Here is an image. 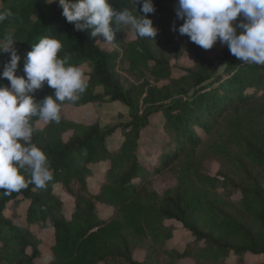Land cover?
<instances>
[{
  "label": "trees",
  "instance_id": "16d2710c",
  "mask_svg": "<svg viewBox=\"0 0 264 264\" xmlns=\"http://www.w3.org/2000/svg\"><path fill=\"white\" fill-rule=\"evenodd\" d=\"M109 2L114 10L144 15L132 0ZM153 3L148 18L158 29L152 40L158 55L138 37L122 54L108 53L89 31L66 21L58 0H10L0 7L13 12L0 23V38L14 34L19 67L32 45L48 36L61 41L60 57L68 55L87 78L79 100L63 102L61 111L109 101L122 103L129 115L127 123L104 128L68 121L62 113L59 123L32 118V142L45 151L52 180L10 195L0 189V264H39L43 231L52 241L42 264H250L247 257L264 264V127L255 126L264 118V65L239 61L226 45L209 57L173 30L183 23L177 0ZM182 52L195 59L192 67H174ZM9 60L10 53H0V69ZM118 61L151 83H126L115 71ZM215 61L225 62L221 74L215 75ZM175 68L183 74L175 77ZM53 94L45 83L35 98ZM156 113L165 118L163 136L149 161L140 141ZM118 134L120 144H112ZM99 164L107 167L93 190L88 179ZM171 182L157 192L156 185ZM103 206L110 213L102 217ZM175 224L189 234L182 250L168 245Z\"/></svg>",
  "mask_w": 264,
  "mask_h": 264
},
{
  "label": "clouds",
  "instance_id": "9594fccd",
  "mask_svg": "<svg viewBox=\"0 0 264 264\" xmlns=\"http://www.w3.org/2000/svg\"><path fill=\"white\" fill-rule=\"evenodd\" d=\"M132 2L135 8L142 6L144 15H134L128 8L114 10L109 0H58L66 21L77 31H89L97 43L113 44L112 23L117 30L129 27L138 38L154 39L158 29L148 18L156 11L153 0ZM175 13L183 23L173 30L201 48L209 50L219 42L239 61L264 65V0H177ZM12 16L11 9L0 10V23ZM16 41L12 32L0 38V53H10L0 69V81L9 82L0 83V189L4 195L29 184L42 188L52 180L45 151L32 142V118L59 123L61 104L77 102L87 88L81 69L69 63L68 55L60 57L62 43L54 37L45 36L32 45L24 58V75L17 76L21 57ZM45 83L54 94L37 101L35 93Z\"/></svg>",
  "mask_w": 264,
  "mask_h": 264
},
{
  "label": "rangeland",
  "instance_id": "374dc122",
  "mask_svg": "<svg viewBox=\"0 0 264 264\" xmlns=\"http://www.w3.org/2000/svg\"><path fill=\"white\" fill-rule=\"evenodd\" d=\"M10 0H0V7L6 4H9ZM110 27L113 28L115 32V38L113 41V44H105L101 43L103 47L107 50L108 53L114 54V52H119L122 54L123 52V45H127V43L131 40L136 39V35L132 32V30L129 27H122L120 30H117V26L112 23L110 24ZM99 40L103 41V37H98ZM153 38H147V42L152 46L153 45ZM162 43H160L161 45ZM162 46V45H161ZM222 49V44L216 43L212 49L207 50V54L210 57H213L218 54V52ZM151 51L153 54L158 55V50L155 49L154 46L151 47ZM163 53L168 55H171L170 51L162 48L161 50ZM178 61H174L173 63L176 65L174 67H192L195 64V59L190 56V54H187L186 52H182L180 56L178 57ZM173 65V64H172ZM225 62H214V70L215 75L221 74L224 70ZM178 68H175L173 75L175 77L183 74L182 71L177 70ZM116 73L125 80L126 83L130 84H144V83H151L150 78L144 74L143 72H129L126 71L124 68L119 67V61L116 64L115 67ZM23 73V65L18 67L17 76H22ZM101 89L99 90V92ZM62 116L63 118L72 121L77 122L80 124H92L97 123L100 127H107V126H115L118 124H125L129 120V115L126 107L120 103V102H100V103H94L90 105H86L84 107H75L66 105L62 107ZM165 122V118L162 114L156 113L151 118V124L149 128H147L144 132H142L141 136V154L143 155V159L145 160H153L157 156V150L155 145L157 144V141H160L162 138V126ZM256 128L262 129L264 127V118L259 119L255 123ZM120 134L116 135L114 138H112L111 143L112 144H120ZM152 151V152H150ZM107 164H99L92 166V170L94 171V175L88 179L89 186L96 190L98 188V185L100 181L102 180L104 170L106 169ZM213 171H218V165L213 164ZM174 182L166 183V184H158L155 186L157 192L164 191L167 187H170L174 185ZM219 199H222L225 203L231 202L229 198H224V195L219 194ZM63 199H65L66 206H70L71 199H69L66 195L63 196ZM72 205V203H71ZM24 207V206H23ZM99 213L100 216H105L108 213H110V208L103 206L99 207ZM176 227V231L174 233V237L172 240L169 241L168 245L169 247H174L178 250H182L185 243L189 239V234L186 233L178 224L174 225ZM38 234L41 235L44 242L41 245V249L43 250V255L41 259L38 261L39 264L46 263L50 259V253H49V245L52 241V235L49 231H43L38 232ZM143 257V254H137L136 258L138 260H141ZM247 263L252 264L255 262V258L247 257L246 258ZM183 264H197L193 261H187Z\"/></svg>",
  "mask_w": 264,
  "mask_h": 264
}]
</instances>
